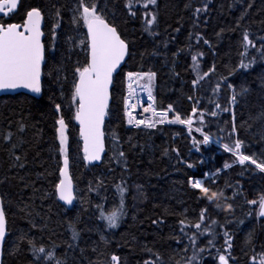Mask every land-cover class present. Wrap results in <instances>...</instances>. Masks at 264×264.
I'll use <instances>...</instances> for the list:
<instances>
[{"label": "trees", "instance_id": "trees-1", "mask_svg": "<svg viewBox=\"0 0 264 264\" xmlns=\"http://www.w3.org/2000/svg\"><path fill=\"white\" fill-rule=\"evenodd\" d=\"M100 2L107 4L104 14L109 21L115 22L122 38L129 42L132 54L128 57L123 71L114 80L109 119L105 127L106 156L111 155L108 135L110 131L117 133L121 142L132 137L133 143L138 142L144 146L143 150L140 147L131 149L127 143L123 144L130 172H125L114 161L111 163L113 171H109V166L104 162L99 167H85V161L80 159L82 152L75 143L78 140V128L73 121L69 127L71 176L76 195L88 202L83 205L76 202L73 209L68 210L55 197L42 198L45 192L53 191L54 183L58 182V163L62 166V157L57 152L58 141L53 129V109L49 97L62 103L64 107L67 106L74 64L77 60L83 63L85 57L78 48L69 53L65 42L67 36L75 34V30L68 24L74 0H21L18 15L14 17L17 22L33 6H41L46 13V64L40 99L25 94L0 98V134L11 125L10 130L14 132L12 142L18 144L16 154L21 155L25 163L23 169L11 167L13 161L8 151V143L0 139V197L5 200L10 233L5 246L6 264H30L32 256L27 252V243L22 244L15 255L11 254L15 251L13 243L24 232L34 238L37 246L43 245L49 250H52L53 245L58 246L55 249L56 256L66 260L67 264L106 262L110 254L119 255L120 264H145V261H154L153 253L157 252L166 264H175L181 256L191 255V249L184 253L182 244H177L171 238L183 236L179 232V220L186 216L191 221L197 217L202 206H207L208 215L221 223H224L225 216L233 215L227 211L215 210L212 205H205L204 201L198 202L195 192L187 185L189 175L200 176L205 171L216 169L222 171L216 176V183L211 185L213 188L239 182L244 193L238 195L234 201H229L234 205V222L226 225L233 236L234 260L230 264H251L250 258L253 255L264 252V219L257 220L255 215L251 218L246 216L252 206L245 203V197L258 198L259 194L264 193V174L246 170V167L239 165L223 169V164L232 163L234 158L213 144L200 145V151L197 152L186 128L180 125L158 126L151 130L128 129L124 122L123 105L127 71H153L156 76L152 81V94L157 109L166 110L171 104L183 117L190 114V109L199 96V109L214 110V104L209 103L210 99H215L212 89L222 76H227L235 68L239 60L241 31L233 30L234 26L246 5L251 3L243 26L249 28L253 35L264 36V0H243L236 4L233 0H208V11L200 14L196 27H193V10L206 0H158V20L154 27L160 34L156 37L143 31L142 14L147 10L134 5L137 14L133 17L128 14V0ZM54 5L62 9L64 19L61 29L57 30L56 50L52 51L48 43V29ZM176 28H180V31L175 32ZM190 33L191 53L188 50ZM197 35L209 40L212 48L205 45L203 40L196 44ZM164 42H167L166 48ZM197 51L204 53L198 58L201 71H208L215 65L216 72L201 81L194 92L191 82L196 73L193 71L191 54ZM175 53L179 54L174 55ZM65 75L67 80L63 79ZM227 82H231L237 92L242 87L249 89L244 97H238L235 107L237 133L246 142V153L264 152V139H261L264 120L250 119L264 112V62L258 59L256 65L248 71H234L225 83ZM61 88L63 98L60 94ZM190 95L193 100L188 99ZM229 96L230 90L222 85L218 94L219 103L225 106ZM64 115L67 118L69 113L64 111ZM230 116L227 112L216 118L206 114L204 132L211 135L213 140L222 138L223 142L230 143L231 139L227 134L230 124L225 123L230 120ZM21 121L26 125L22 133L17 130ZM192 136L202 139L196 133H192ZM21 139L24 141L22 145ZM173 148L179 149L180 156L185 161L197 165L195 171L186 168L183 163H177L176 154L171 151ZM164 149H169L168 155H164ZM73 152L75 155H71ZM201 159L204 160L203 164L198 163ZM101 174L103 185L99 189L100 194L95 190L89 194V181L95 186L99 183L96 177ZM137 184L142 187L137 189ZM117 185L128 189L125 196L127 215L119 228L110 230L106 221L99 219L96 206L102 204L106 214L114 208L118 209L120 193L116 189ZM232 191V188H227L225 194L231 195ZM140 192L145 195L141 196ZM133 196L136 197L135 200ZM77 216L79 220L76 219ZM154 220L163 223H153ZM239 220L244 223L239 224ZM29 221L37 227L31 228ZM70 225L80 232L79 247L75 249L67 247L69 243H74L71 240ZM249 232L255 234L253 245L245 243ZM101 233L107 237L109 243L105 244L100 240ZM183 243H187L186 238ZM199 243L203 245L205 238H201ZM221 243L222 240L218 237L217 245ZM93 247L96 251L92 250ZM203 264H212L207 254Z\"/></svg>", "mask_w": 264, "mask_h": 264}, {"label": "snow or ice", "instance_id": "snow-or-ice-1", "mask_svg": "<svg viewBox=\"0 0 264 264\" xmlns=\"http://www.w3.org/2000/svg\"><path fill=\"white\" fill-rule=\"evenodd\" d=\"M243 0H233V3H242ZM158 0H128L126 7L130 16H136L137 11L134 5L145 9L142 14L143 31L152 37L158 36L160 33L157 30V14L156 6ZM251 3H248L239 16L234 29L241 31L240 48L238 50V64L234 69L230 70L227 76H222L212 89V94L215 99H210L209 103L214 104V110L199 109L198 104L200 97H196V104L190 109V114L184 115L175 110L171 104L166 110L157 111L155 100L152 94V81L155 79L156 73L153 71H127V87L128 94L124 99V116L127 118V125L136 129H156L159 125H183L185 126L188 135L191 137V143L197 152L200 151V145L216 144L222 148L224 153L230 154L233 159L232 163H224L223 169H228L234 165L246 167L249 171H258L264 174V152L246 153L245 141L239 138L236 125L235 107L238 103V97H244L249 89L242 87L239 92L229 81V77L236 70L248 71L253 68L257 60L264 62V36L253 35L249 28L243 26L247 10L251 8ZM20 0H0V92H15L17 90L26 89L31 93L40 94L42 92L41 77L43 75V66L45 64V31L43 25L45 22L46 13L41 6H33L24 13L21 21L17 22L14 17L18 15ZM51 17L49 26V47L52 51L57 47V30L61 29L63 22L62 9L56 7ZM107 4H101L100 0H74L72 16L68 24L75 30L74 35H69L66 38L68 52H74L77 48L84 55L85 60L80 63L77 60L72 70V81L68 93V103L64 107L62 103L49 97L53 109V129L58 141L57 152L62 157V166L58 163V182L54 183L51 193L45 192L44 197H55L58 201L63 202V205L72 206L74 201L83 205L87 203L83 197H78L75 194L73 179L70 175V133L69 127L71 122H75L78 127V140L75 143L79 146L82 156L80 159L85 161V167L89 165L99 167L104 162L109 166V171H113L111 163L121 166L125 172H130L128 167L129 161L127 152L124 150L123 144L127 143L131 149L140 147L143 150V145L138 142L133 143L132 137L121 142V138L114 131L108 133L110 142L111 155L106 156V131L105 120L109 117V102L112 99V89L114 85V77L121 69V65L125 63L126 57H131L129 42L122 38L121 32L114 21H109L104 14V9ZM187 7V5H186ZM208 11V0L201 6L195 7L193 10V27L197 26L200 14ZM175 32H179L180 28H176ZM223 31V30H222ZM220 35V34H218ZM191 38L189 34V53H191ZM203 40L205 45L212 48L209 40L197 35L195 43L199 44ZM164 47H167V42H164ZM184 51V49H180ZM175 53L174 55H178ZM153 55H156L153 52ZM204 55L203 52L197 51L191 54V62L193 71L196 73L192 80V88L194 92L197 90L200 82L207 79L212 73L216 72L215 65L208 71H201L198 58ZM70 59V56L68 57ZM67 80V76H63ZM143 81V84L140 82ZM140 84V87L147 91L148 100L151 102L148 107H143L144 113H151L145 118H137L135 114L137 105L142 106L137 93L133 90V84ZM230 90V96L227 99L225 106H222L218 100V94L221 86ZM61 97L63 98V89H60ZM136 98V103H133V98ZM189 100H193V96H188ZM63 108V110H62ZM64 111L69 113L66 118ZM230 113V120L225 123L230 124L228 136L231 142H223V139L213 140L211 135L205 133L203 128L207 123L205 115L213 118L218 117L221 113ZM169 113H174L172 118H169ZM254 120H264V112L259 113ZM195 125V128H194ZM251 127V126H249ZM26 125L21 121L18 123V131L24 132ZM11 125L2 134L0 139L8 143V151L10 158L13 161L11 167H25L21 155L16 154L18 147L17 143H13L14 132L10 130ZM224 131L223 128L220 129ZM193 131L199 132L202 139H197L192 136ZM261 139H264V133L261 134ZM24 141L21 139L20 144ZM250 147V146H249ZM177 163H183L186 168L195 171L197 165L185 161L181 156L179 149L173 148ZM169 149H164V155H168ZM75 155V153H71ZM203 164L204 160L198 161ZM254 166V168L252 167ZM222 169L215 171H205L200 176L189 175L187 185L195 192V198L199 201H204L205 205H212L215 210L227 211L233 213L232 216H225L224 223L218 219L212 218L207 206H202L197 217L191 221L185 216L179 220V232L182 237L172 236L177 244H182L183 252L187 253L191 249L190 256H181L180 260L175 261V264H203L205 254L212 260V264H230L234 260L232 256L233 236L227 230L226 225L234 222V205L229 201H234L238 195H243V188L236 184H226L222 188H213L211 185L216 183V176ZM40 175V174H38ZM99 183L93 186L89 181L88 193L93 190L99 195V189L103 185V175L96 177ZM126 184V181L124 182ZM27 186V185H26ZM142 185L137 184L136 188L140 189ZM232 188L231 195H226V189ZM120 193L119 208L113 209L110 213H105L103 205L98 204L99 219L106 221L108 229H117L127 215L125 211V196L128 191L127 187L116 186ZM198 190V191H197ZM141 196L145 194L139 193ZM136 199L135 196L132 197ZM245 203L252 206L248 209L246 216L251 218L255 215L257 220L264 219V193L259 194L258 198L247 199ZM186 213V210H185ZM30 216L31 213H28ZM79 220V216L76 217ZM31 228L35 229V223L29 221ZM153 223H163V221H153ZM243 220H239V224H243ZM8 221L5 210V200L0 197V264H6L5 246L6 238L9 236ZM71 240L74 243H69V249L79 247L80 232L75 227L71 226ZM42 230V229H41ZM222 240V243L217 245V238ZM186 238L187 243H183ZM201 238H205V243H199ZM255 239L254 232H249L245 243L253 245ZM100 240L107 244V237L102 233ZM27 243V252L32 256L30 264H67V261L56 256V245H53L52 250L45 246H37L34 238L30 237L27 232L17 237L12 247L15 249L12 255L20 251V246ZM264 247V245H262ZM215 249V253H213ZM96 251V248H92ZM147 250V249H146ZM254 251V248H253ZM103 254V253H101ZM67 255V253H65ZM154 261H145V264H166L163 257L157 252L153 253ZM174 259V257H170ZM121 257L116 254H110V258L106 262L96 261L94 264H120ZM251 264H264V252L257 253L250 258Z\"/></svg>", "mask_w": 264, "mask_h": 264}, {"label": "water", "instance_id": "water-1", "mask_svg": "<svg viewBox=\"0 0 264 264\" xmlns=\"http://www.w3.org/2000/svg\"><path fill=\"white\" fill-rule=\"evenodd\" d=\"M20 3H21V1H20ZM19 8H20V7H19ZM44 26H45V22H44V25H43V29H44ZM44 40H45V37H44ZM127 60H128V57L125 58V63L121 65V69L124 68V66H125L126 63H127ZM45 64H46V51H45ZM45 64H44V66H43V70H44ZM119 73H120V71L118 70V74H119ZM118 74H117V75H118ZM117 75H116V76H117ZM116 76H115V77H116ZM115 77H114V80H115ZM42 85H43V75H42V77H41V87H42ZM18 94L29 95V96L34 97V98H36V99H40V98L42 97V92H41L40 94H35V93H31V92H29V91L26 90V89H21V90H17V91H15V92H12V91H9V92H0V98H1V97H5V96H15V95H18ZM110 106H111V100H110V102H109V110H110ZM108 119H109V117H106V120H105V127H106V123H107ZM76 126L79 127L77 124H76ZM106 153H107V149H106ZM106 153H105V155H106ZM97 163L102 164V162H97ZM89 166H91V165H89ZM92 167H93V166H92ZM70 175H71V166H70ZM71 177H72V176H71ZM74 188H75V186H74ZM75 194H76V191H75ZM57 201H58V200H57ZM58 202H59L62 206L66 207L68 210L73 209V207L76 205V201H74V204H73L72 206H66V205H63V202H60V201H58ZM7 226H8V225H7ZM7 238H8V237H7ZM7 238H6V241H7Z\"/></svg>", "mask_w": 264, "mask_h": 264}, {"label": "built area", "instance_id": "built-area-1", "mask_svg": "<svg viewBox=\"0 0 264 264\" xmlns=\"http://www.w3.org/2000/svg\"><path fill=\"white\" fill-rule=\"evenodd\" d=\"M125 84H126L125 85V98H126L127 94H128V87H127L128 81H127V79H126V83ZM133 90L137 93V95L139 96L140 101L142 102V106L140 104H138L137 108H136V111H135V114L137 115V118H145V117L150 116L151 115L150 112L149 113H144L143 112V107H148L149 104L151 103L148 100V96H147L146 90L138 88L136 83L133 84ZM136 102H137L136 98L134 97L133 98V103H136ZM173 115H174V113H169V118H171V116H173ZM126 125H127V118H126ZM128 127L131 128V129H136L134 127H130V126H128ZM141 128H143V127H141Z\"/></svg>", "mask_w": 264, "mask_h": 264}, {"label": "rangeland", "instance_id": "rangeland-1", "mask_svg": "<svg viewBox=\"0 0 264 264\" xmlns=\"http://www.w3.org/2000/svg\"><path fill=\"white\" fill-rule=\"evenodd\" d=\"M193 133H196V134H198V135H200V133L199 132H195V131H193ZM201 136V135H200ZM215 146H217L216 144H214ZM218 147V146H217ZM219 148V147H218ZM220 149H222V148H220Z\"/></svg>", "mask_w": 264, "mask_h": 264}, {"label": "bare ground", "instance_id": "bare-ground-1", "mask_svg": "<svg viewBox=\"0 0 264 264\" xmlns=\"http://www.w3.org/2000/svg\"><path fill=\"white\" fill-rule=\"evenodd\" d=\"M126 83V82H125ZM72 174V173H71Z\"/></svg>", "mask_w": 264, "mask_h": 264}]
</instances>
